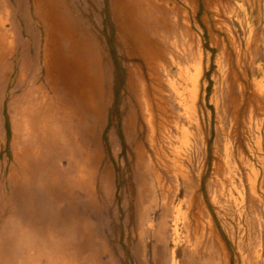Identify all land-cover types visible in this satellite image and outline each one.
I'll return each instance as SVG.
<instances>
[{"label": "rangeland", "instance_id": "1", "mask_svg": "<svg viewBox=\"0 0 264 264\" xmlns=\"http://www.w3.org/2000/svg\"><path fill=\"white\" fill-rule=\"evenodd\" d=\"M3 1L0 264H264V0H142L133 30L123 0ZM58 58L102 80L95 132Z\"/></svg>", "mask_w": 264, "mask_h": 264}, {"label": "bare ground", "instance_id": "2", "mask_svg": "<svg viewBox=\"0 0 264 264\" xmlns=\"http://www.w3.org/2000/svg\"><path fill=\"white\" fill-rule=\"evenodd\" d=\"M148 1H152V0H148ZM190 1H192V0H190ZM3 0H0V13L3 15V14H5L4 13V9H3V7H2V5H3ZM143 1L142 0H123L122 2H121V9H122V11H124V13H125V23H126V25L129 27V29H131V30H133L134 29V25H133V23H134V21H136V22H138L139 23V25L138 26H140V27H143L145 24H146V21H145V13H146V6L145 5H143ZM150 5H148V7H149ZM149 10V9H148ZM149 12H151V11H149ZM8 13V12H7ZM150 14V13H149ZM152 16V15H151ZM148 17V16H147ZM0 19H1V16H0ZM5 26V23H4V21L1 19L0 20V28H2L3 29V27ZM137 26V27H138ZM145 27H147V26H145ZM149 27V28H148ZM147 28L151 31V38L155 35L154 33V31H153V29L151 28V25H149ZM6 29V28H5ZM139 30V29H138ZM134 32H135V30H134ZM134 32H132V33H134ZM8 36V35H7ZM149 36V35H148ZM9 37V36H8ZM134 37V36H133ZM141 38V37H140ZM126 40V39H125ZM129 40V39H128ZM65 41V40H64ZM133 40H131V42H132ZM135 41V40H134ZM131 42L129 41V43L131 44ZM136 42V41H135ZM140 42V41H139ZM149 42V47H151L152 46V44H154V42H153V40H149L148 41ZM1 43V42H0ZM67 45V44H66ZM65 45V46H66ZM132 45V44H131ZM64 46V45H63ZM142 47V46H141ZM141 50V49H140ZM66 52V51H65ZM147 55V54H146ZM58 60V63H56L57 65H55L54 67L52 66V68H50V59H49V62H48V68H49V78H50V71L53 69V74L57 71V68H56V66H58V71H60V75L61 76H59V77H57V75H56V73H55V75H53V76H55V77H57V79L58 80H56V81H60V82H62V84L63 85H65L66 86V88H65V90H66V92H68V94H69V96H70V99L72 100V103H71V106H75V105H78V104H82V105H84V107H85V109H86V111L88 112H90V114L92 115V117H93V122L91 123V129H90V131H92V132H95L96 130H97V128H98V126H99V124H100V122H101V114H102V106H103V104H104V95L103 94H101L100 92H99V89L101 88V85H102V80L100 81V82H98L97 81V79L96 80H94V78H91V80H90V82L89 81H87V82H84L83 81V79H84V76L81 74V72L80 71H77L78 70V64H77V62H75L74 60H69V61H67V60H64V59H61V58H58L57 59ZM5 67H6V57H4V55H2V54H0V72L3 74V71H4V69H5ZM55 80V79H54ZM55 83V82H54ZM60 85V84H59ZM46 87V86H45ZM86 87H90V88H86ZM48 90V89H47ZM36 91V90H35ZM58 91V90H57ZM50 93V92H49ZM59 94V93H58ZM61 94V93H60ZM21 99H22V97H21ZM31 99V98H30ZM67 99V98H66ZM23 100V99H22ZM44 101H46L45 99H44ZM47 101H49V100H47ZM24 103V102H23ZM24 105V104H23ZM48 106H50V105H48ZM70 106V107H71ZM25 108V107H24ZM26 108H27V106H26ZM69 108V107H68ZM73 108V107H72ZM71 108V109H72ZM44 109V108H43ZM46 109V108H45ZM45 109H44V111H45ZM27 110V109H26ZM48 111V110H47ZM50 111V110H49ZM48 111V112H49ZM22 112V111H21ZM24 112V111H23ZM63 112V111H62ZM19 113V112H18ZM26 113V112H25ZM45 114V113H44ZM64 114V113H63ZM18 115H20V114H18ZM22 115V114H21ZM54 115V116H53ZM52 115V117L53 118H55V114H53ZM60 115V114H59ZM65 115V114H64ZM74 115V114H73ZM32 116H33V114H32ZM43 116V115H42ZM21 117H23V119H24V116H21ZM57 117V116H56ZM77 117H78V115H77ZM32 118V117H31ZM46 118V117H45ZM53 118H51V119H53ZM66 118V117H65ZM49 119V118H48ZM50 119V120H51ZM57 119H58V117H57ZM79 119V118H78ZM54 120H56V118L54 119ZM68 120V119H67ZM82 120V119H81ZM33 121V120H32ZM44 121V120H43ZM53 121V120H52ZM57 121V120H56ZM59 121H61V120H59ZM58 121V122H59ZM48 122V121H47ZM77 122V121H76ZM86 122L88 123L89 121H87L86 120ZM104 122V121H103ZM131 122V121H130ZM65 123H67V122H65ZM28 124V123H27ZM47 124V123H46ZM48 124H49V122H48ZM102 124H104V123H102ZM102 124H101V126H102ZM70 125H71V123H70ZM77 125V124H76ZM29 126V125H28ZM32 126V125H31ZM44 126H46V125H44ZM43 125H42V127H44ZM62 126H64V125H62ZM101 126H100V130H102L101 129ZM23 127V126H22ZM21 127V128H22ZM30 127V126H29ZM47 127V126H46ZM78 127V126H77ZM135 127V126H134ZM83 128V127H82ZM81 128V129H82ZM87 128H88V126H87ZM45 129H47V128H45ZM80 129V128H79ZM84 129V128H83ZM32 130H33V128H32ZM17 131V130H16ZM44 131V130H43ZM46 131V130H45ZM71 131V130H70ZM81 131V130H80ZM86 131V130H85ZM39 133H40V130H39ZM42 133V132H41ZM33 134V133H32ZM43 134V133H42ZM16 135V134H15ZM27 135V134H26ZM30 135H31V132H30ZM29 135V136H30ZM37 135V134H36ZM77 135V134H76ZM94 135V134H93ZM17 136V135H16ZM82 136V135H81ZM85 136V135H84ZM90 136H92V135H90ZM20 137H21V135H20ZM30 137H32V136H30ZM80 137V136H79ZM93 137V136H92ZM22 138V137H21ZM25 138H26V136H25ZM28 138V137H27ZM33 138V137H32ZM73 138V137H72ZM29 139H31V138H29ZM37 139V138H36ZM21 140V139H20ZM28 140V139H27ZM81 140H83V139H81ZM22 141V140H21ZM31 141V140H30ZM29 141V142H30ZM80 141V140H79ZM88 141V140H87ZM86 141V142H87ZM95 141V140H94ZM75 142V141H74ZM83 142V141H82ZM85 142V143H86ZM19 143V142H18ZM21 143V142H20ZM29 145V144H28ZM27 145V146H28ZM88 146H89V144H87ZM90 145H92V144H90ZM18 146V145H17ZM84 146V145H83ZM20 147V146H19ZM25 147V146H24ZM77 147H78V145H77ZM18 149V148H17ZM78 149H79V147H78ZM99 150V149H98ZM78 151V150H77ZM81 152V151H80ZM72 155V154H71ZM84 156V155H83ZM86 156V155H85ZM67 157H69V156H67ZM73 157V156H72ZM87 157V156H86ZM97 158V153H96V151H95V149H94V151H93V153H91L90 155H89V157L85 160V162L83 163V170L82 171H80L79 172V183H80V186L82 187V188H84L85 186H88L89 184H88V182H89V179L91 178V176H92V165L94 164V162H95V159ZM75 159H76V157H75ZM64 166V165H63ZM98 166V165H97ZM39 167H41V166H39ZM18 168V167H17ZM36 170V169H35ZM16 171V170H15ZM33 171V170H32ZM46 171V170H45ZM45 171H43V172H45ZM35 172V171H34ZM47 172V171H46ZM47 174H48V172H47ZM22 178V177H21ZM23 180V179H22ZM24 181V180H23ZM35 181V180H34ZM33 181V182H34ZM27 182V181H26ZM29 184V183H28ZM34 184H35V182H34ZM4 186V185H3ZM29 186V185H28ZM27 186V187H28ZM2 187V186H1ZM107 187V186H106ZM29 189H30V187H29ZM50 189V188H49ZM25 190V189H24ZM52 190V189H51ZM4 191V190H3ZM29 191V190H28ZM25 192V191H24ZM36 192V191H35ZM7 193V192H6ZM29 193V192H28ZM109 193V192H108ZM7 195V194H6ZM22 195V194H21ZM29 196V195H28ZM27 196V197H28ZM140 197V196H139ZM20 198H22V197H20ZM23 199V198H22ZM25 200H26V196H25V198H24ZM28 199V198H27ZM1 200V199H0ZM16 200V199H15ZM19 200H21V199H19ZM39 200H41L40 198H39ZM18 201V200H17ZM24 201V200H23ZM41 201H43V200H41ZM8 202V201H7ZM22 202V201H21ZM24 203V202H23ZM23 203H21V204H23ZM43 203V202H42ZM44 203H45V201H44ZM5 204H6V202H0V207H1V205H2V207H4L5 206ZM31 204V203H30ZM39 205V204H38ZM19 206V205H18ZM46 206V205H45ZM24 207V206H23ZM45 208V207H44ZM1 209V208H0ZM53 209V208H52ZM12 210V209H11ZM21 210H23L22 209V206H21ZM38 210H39V208H38ZM49 210H51L50 208H49ZM10 211V210H9ZM6 212V211H5ZM8 212V211H7ZM17 212V211H16ZM42 212V211H41ZM2 213V212H1ZM46 213V212H45ZM26 214V213H25ZM42 214V213H41ZM11 215V214H10ZM18 215V214H17ZM48 215V214H47ZM51 215H52V213H51ZM51 215H49V219L51 218L50 216ZM7 217V216H6ZM15 217H16V215H15ZM19 217H20V215H19ZM43 217V216H42ZM0 218H1V216H0ZM3 219V218H2ZM6 219V218H5ZM8 219V218H7ZM24 219V218H23ZM43 219H45V218H43ZM51 220H53V219H51ZM57 221V220H56ZM62 223V222H61ZM60 222L58 223V221H57V224L59 225V224H61ZM67 223V222H66ZM8 224V223H7ZM44 224V223H43ZM5 225V224H4ZM44 226V225H43ZM43 226H42V228H43ZM63 226V225H62ZM64 226H65V224H64ZM64 226H63V229H64ZM11 227V226H10ZM32 227V226H31ZM31 227H29V228H31ZM59 227V226H58ZM7 228V227H6ZM33 228V227H32ZM44 229V228H43ZM54 229H55V227H54ZM57 229H59V228H57ZM11 230V229H10ZM28 230V229H27ZM30 230V229H29ZM45 230V229H44ZM47 230V229H46ZM31 231V230H30ZM33 232V231H32ZM54 232V231H53ZM71 233V232H70ZM17 234V233H16ZM49 234V233H48ZM69 234V233H68ZM69 236H71L70 234H69ZM55 237V236H54ZM12 238V237H11ZM11 240V239H10ZM56 241V240H55ZM71 243V242H70ZM22 246V245H21ZM59 246V245H58ZM2 247V246H1ZM23 247V246H22ZM3 248V247H2ZM19 249H17L16 251H18ZM59 250V249H58ZM88 250V249H87ZM9 251V250H8ZM2 252V251H1ZM19 252V251H18ZM67 252V251H66ZM99 255V254H98ZM7 257V256H6ZM10 258V257H9ZM66 258V257H65ZM71 258V257H70ZM73 258V257H72ZM7 261V260H6ZM69 261H71V260H69ZM17 262V261H16ZM70 264V263H69Z\"/></svg>", "mask_w": 264, "mask_h": 264}, {"label": "crops", "instance_id": "3", "mask_svg": "<svg viewBox=\"0 0 264 264\" xmlns=\"http://www.w3.org/2000/svg\"><path fill=\"white\" fill-rule=\"evenodd\" d=\"M0 102H1V95H0ZM43 105H44V108H48L49 110H50V119L51 118H53L52 117V115L53 114H55V118H56V120L57 121H59V120H61V121H59V124H61V125H63L64 124V120H65V109L67 108V106H66V104H65V101H64V99L63 100H60V101H56V100H52V97L50 98V100L49 101H46L45 103H43ZM45 105H50L49 107H46ZM63 111V112H62ZM66 112H67V110H66ZM68 112H69V109H68ZM64 113V114H63ZM58 114H60V115H58ZM54 116V115H53ZM58 117V119H57V117ZM55 118H53V119H51L50 120V140H52V139H56V135H58L57 133H58V123H57V121L56 120H54ZM53 120V121H52ZM55 137V138H54ZM18 137L15 135V141H14V144H13V146L15 147V157H17V156H19V154L17 153V147L19 146L18 145ZM50 142H52V141H50ZM18 145V146H17ZM51 148V147H50ZM61 149L62 150H64V146L62 145V147H61ZM55 150H51L50 149V156L51 155H53V152H54ZM52 153V154H51ZM55 153V152H54ZM61 153L62 154H64L63 153V151H61ZM63 157V156H62ZM63 160V159H62ZM51 164V163H50ZM52 165V164H51ZM54 166V165H53ZM52 167L50 166V171H52ZM13 171V170H12ZM11 171V172H12ZM62 172H66L67 173V171L66 170H63L62 169ZM69 173V172H68ZM88 184H90L89 182H88Z\"/></svg>", "mask_w": 264, "mask_h": 264}]
</instances>
